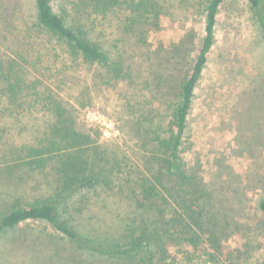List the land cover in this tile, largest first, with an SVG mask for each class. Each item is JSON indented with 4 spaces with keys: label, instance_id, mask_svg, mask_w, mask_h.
<instances>
[{
    "label": "trees",
    "instance_id": "16d2710c",
    "mask_svg": "<svg viewBox=\"0 0 264 264\" xmlns=\"http://www.w3.org/2000/svg\"><path fill=\"white\" fill-rule=\"evenodd\" d=\"M25 1L27 14L22 1L0 12V42L11 51L0 53V171L14 166L24 185L35 178L40 187L24 202L0 178V206L8 205L0 236L41 221L67 240L53 246L57 261L85 260L87 251L121 264H264V248L254 258L249 242L224 243L251 224L264 231V194L254 218L242 220L237 203L209 188L199 158L184 156L224 0L206 1L199 46L186 34L154 49L148 33L170 0ZM247 1L258 11L264 2ZM93 89L117 96V115L106 113L122 142L103 140L80 116L101 107ZM1 254L8 264L36 258L11 245Z\"/></svg>",
    "mask_w": 264,
    "mask_h": 264
},
{
    "label": "rangeland",
    "instance_id": "374dc122",
    "mask_svg": "<svg viewBox=\"0 0 264 264\" xmlns=\"http://www.w3.org/2000/svg\"><path fill=\"white\" fill-rule=\"evenodd\" d=\"M21 1L24 8H20L27 14L30 6L25 0H0V12L13 9L16 2L19 4ZM206 1L170 0V12L159 20L157 30L148 33L149 46L152 49L158 45L167 46L186 34L188 40L192 38L199 46ZM259 11L253 9L247 0L223 1L215 28V41L195 89L188 117L191 143L188 146L191 151L184 154L189 162L199 158L202 175L209 188L212 186L230 203H237V207L243 210L240 213L242 220L254 218L257 198L264 194V2ZM24 43L19 40L16 47L21 48ZM3 47L5 44L0 42L1 54L3 51L11 53L10 49ZM112 94H97L93 89V99L101 109L82 110L80 116L86 123L94 122L100 126L106 138L103 140L122 142L123 135L106 113L117 115L119 109L117 96ZM98 115L104 122H98ZM127 143L131 145V141L127 140ZM4 172L6 177L0 171V178L11 181V186L6 189L10 188V193L17 191L24 202L39 194L40 186L35 178L24 185L25 174L19 178L16 167ZM3 187L0 183V190ZM3 197L7 195L0 194V199ZM3 205L6 207L0 206V210L8 206ZM257 229L254 224L245 226L239 229L241 234L233 235L224 243L244 249V244L249 242L253 257H259L264 248V231ZM66 241L49 223L31 221L0 236V256L2 250L11 245L16 251L24 249L29 256L34 251L36 256L23 263L11 264H121L105 256L96 258L87 251L80 255L85 260H53L56 254L53 246L57 242L65 245ZM0 264L8 263L1 261Z\"/></svg>",
    "mask_w": 264,
    "mask_h": 264
},
{
    "label": "built area",
    "instance_id": "2783aa9c",
    "mask_svg": "<svg viewBox=\"0 0 264 264\" xmlns=\"http://www.w3.org/2000/svg\"><path fill=\"white\" fill-rule=\"evenodd\" d=\"M96 117L99 119L98 122H99V121H100V122H101V121L104 122L103 117H102L101 115H98V116H96ZM100 122H99V123H100Z\"/></svg>",
    "mask_w": 264,
    "mask_h": 264
}]
</instances>
